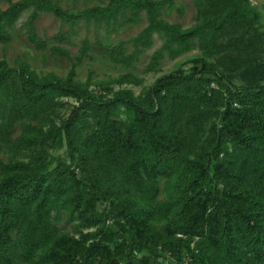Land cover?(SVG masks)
I'll return each instance as SVG.
<instances>
[{"label":"trees","instance_id":"obj_1","mask_svg":"<svg viewBox=\"0 0 264 264\" xmlns=\"http://www.w3.org/2000/svg\"><path fill=\"white\" fill-rule=\"evenodd\" d=\"M83 1L97 4L74 13L53 0L11 3L0 11V43L33 9L27 34L37 50L47 43L36 20L51 12L113 31L145 16L136 53L110 49L129 67L155 34L164 43L152 70L167 56L202 55L139 94L122 87L142 82L132 73L93 84L76 80V64L62 78L0 60V155L11 153L0 156V264H264L260 10L251 0H192L197 22L184 28L163 17L176 0ZM89 49L85 40L83 56ZM51 51L70 59L64 47ZM63 215L73 233L58 225Z\"/></svg>","mask_w":264,"mask_h":264},{"label":"rangeland","instance_id":"obj_2","mask_svg":"<svg viewBox=\"0 0 264 264\" xmlns=\"http://www.w3.org/2000/svg\"><path fill=\"white\" fill-rule=\"evenodd\" d=\"M21 0H0V11L6 10L11 3ZM58 3L64 10L77 13L89 7L96 5V2H85L83 0H53ZM262 14V29L264 30V0H251ZM33 9L25 11L18 23L11 30L12 39L7 44L0 43V60L6 59L12 67H18L23 62L30 63L33 69L39 74L55 73L56 75L66 78L73 66L76 64V80L86 82L89 78L94 84L101 81L117 80L126 73H132L142 82L138 85L127 84L122 87L133 89L136 94L143 91L144 88L151 86L159 77L171 71L183 67L189 70L192 67L191 61L202 55V50L196 48L189 53L182 54L175 59L168 56L163 59L157 67L152 70L149 68L154 53L159 50L164 40L155 34L153 46L144 50L138 49L137 59L132 67L115 62L110 55V49L124 43L127 49L126 54L132 55L136 53V48L132 40L137 37L146 27L147 20L143 16L139 24H130L116 30H109L105 25L98 26L93 21L87 22L81 20L72 26L62 21L59 17L51 12H41L36 20V31L38 36L47 43V47L37 50L28 40L27 21ZM196 8L192 0H176L173 10L169 13L164 11L163 17L171 23L180 24L184 28H189L196 24ZM59 35H66L68 38L63 42L59 41ZM88 40L90 49L88 54L83 56L82 50L84 41ZM54 46L64 47L70 54V59L55 55L51 48ZM80 59V61H79ZM115 89H119L120 85H115ZM92 89L97 92L99 87L92 85ZM74 103L73 100H69ZM63 115L67 114V108L61 111ZM21 134V127L16 124L14 138ZM0 145L4 144L0 140ZM61 157H66V150L56 153ZM4 161H8L11 153L7 148L0 155ZM162 187L165 181L162 180ZM162 194L160 199H164ZM61 229L68 233H73V226L67 222V218L63 215L61 222L58 224ZM162 262L163 259H160ZM164 264H173L169 259L164 260Z\"/></svg>","mask_w":264,"mask_h":264}]
</instances>
